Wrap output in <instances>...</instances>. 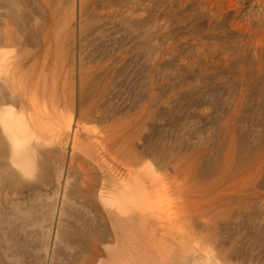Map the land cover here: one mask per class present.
Listing matches in <instances>:
<instances>
[{"label": "rangeland", "instance_id": "rangeland-1", "mask_svg": "<svg viewBox=\"0 0 264 264\" xmlns=\"http://www.w3.org/2000/svg\"><path fill=\"white\" fill-rule=\"evenodd\" d=\"M0 51V264H264V0H0Z\"/></svg>", "mask_w": 264, "mask_h": 264}, {"label": "bare ground", "instance_id": "bare-ground-1", "mask_svg": "<svg viewBox=\"0 0 264 264\" xmlns=\"http://www.w3.org/2000/svg\"><path fill=\"white\" fill-rule=\"evenodd\" d=\"M10 36V35H9ZM6 37L8 39H10L7 35ZM12 39V38H11ZM10 39V40H11ZM0 55L1 54V51H0ZM34 91V90H33ZM37 94H35L34 99L35 97H38V95L36 96ZM30 96V95H29ZM42 96V95H41ZM46 97V96H45ZM44 97V98H45ZM39 98V97H38ZM42 99V98H41ZM31 100V98H30ZM33 100V99H32ZM39 100V99H38ZM41 101V100H40ZM46 101V100H45ZM43 100V102L40 104L39 101H37V99H35L34 101H29V105L30 107L32 108H36L38 107L40 109V111H43L44 112V115L38 120L36 119H33L31 121V123L37 127L35 132L39 131L40 135H43V133H46V132H49V133H54L55 134V137L59 138V140H63L64 142L67 143V137H68V133L69 132H72L73 133V136H72V139H70L72 141V144L73 146L76 144L77 145V142L79 141V138H80V128L78 130L77 126H71V122H65L61 116L58 114H55L53 113L54 112V108H52L51 110L53 112H50L48 111L47 107H49V105L47 103H49V101L47 100V102H45ZM13 108L12 107H9L5 104V107H2V109L0 108V116L3 118V123L7 126V129L8 131L10 132V137L12 139V146H13V149L11 150L12 153L10 154L11 156V161H13L17 166H19L21 169L23 170H26L29 166V160H30V155H25L22 150L26 147H29L28 146V142H29V139H22L19 137V134H27L29 132L28 128L27 127H24L22 129H18V128H14L13 127V124L14 122L12 121V118L10 115H12V110ZM54 109V110H53ZM56 111V110H55ZM1 121V119H0ZM31 130V129H30ZM38 136V135H37ZM47 136L44 135V137ZM54 137V138H55ZM46 139V137H45ZM49 139V138H48ZM47 141V140H45ZM81 141V140H80ZM75 145V146H76ZM78 146V145H77ZM14 155V156H13ZM13 163V164H14ZM147 166V165H146ZM145 166V167H146ZM147 169V168H145ZM129 170V169H128ZM134 170V169H133ZM151 170H152V167H151ZM131 171V170H129ZM153 171V170H152ZM149 172V171H148ZM128 173V172H127ZM153 173V172H152ZM150 173V174H152ZM130 174V172L128 173ZM133 174V173H132ZM149 174V173H148ZM149 174V175H150ZM136 175V174H135ZM126 176V175H125ZM131 177V175H129ZM131 180V179H129ZM126 181V180H125ZM128 181V179H127ZM118 184V183H117ZM147 185V184H146ZM123 186V185H121ZM148 187V185H147ZM126 190V189H125ZM128 191V190H127ZM132 199V198H131Z\"/></svg>", "mask_w": 264, "mask_h": 264}]
</instances>
